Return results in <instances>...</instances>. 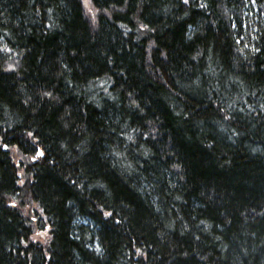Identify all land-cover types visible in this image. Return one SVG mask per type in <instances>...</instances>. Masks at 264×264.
Segmentation results:
<instances>
[{"label": "trees", "instance_id": "obj_1", "mask_svg": "<svg viewBox=\"0 0 264 264\" xmlns=\"http://www.w3.org/2000/svg\"><path fill=\"white\" fill-rule=\"evenodd\" d=\"M89 6L0 0V264H264V0Z\"/></svg>", "mask_w": 264, "mask_h": 264}, {"label": "rangeland", "instance_id": "obj_2", "mask_svg": "<svg viewBox=\"0 0 264 264\" xmlns=\"http://www.w3.org/2000/svg\"><path fill=\"white\" fill-rule=\"evenodd\" d=\"M82 7L85 14L88 16L91 13V8L89 6L88 0H82Z\"/></svg>", "mask_w": 264, "mask_h": 264}, {"label": "snow or ice", "instance_id": "obj_3", "mask_svg": "<svg viewBox=\"0 0 264 264\" xmlns=\"http://www.w3.org/2000/svg\"><path fill=\"white\" fill-rule=\"evenodd\" d=\"M184 2H185V3H187V2H188V0H184ZM5 147H7V145H5Z\"/></svg>", "mask_w": 264, "mask_h": 264}, {"label": "bare ground", "instance_id": "obj_4", "mask_svg": "<svg viewBox=\"0 0 264 264\" xmlns=\"http://www.w3.org/2000/svg\"><path fill=\"white\" fill-rule=\"evenodd\" d=\"M88 2H89V0H88Z\"/></svg>", "mask_w": 264, "mask_h": 264}]
</instances>
